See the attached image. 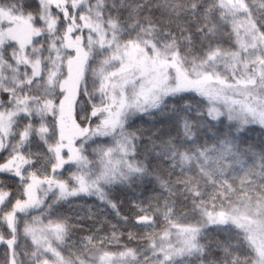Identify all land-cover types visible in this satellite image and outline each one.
<instances>
[{"label": "snow or ice", "instance_id": "1", "mask_svg": "<svg viewBox=\"0 0 264 264\" xmlns=\"http://www.w3.org/2000/svg\"><path fill=\"white\" fill-rule=\"evenodd\" d=\"M0 264H264V0H0Z\"/></svg>", "mask_w": 264, "mask_h": 264}]
</instances>
